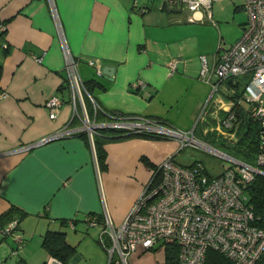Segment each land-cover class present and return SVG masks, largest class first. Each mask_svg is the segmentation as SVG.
Masks as SVG:
<instances>
[{
    "label": "crops",
    "instance_id": "1",
    "mask_svg": "<svg viewBox=\"0 0 264 264\" xmlns=\"http://www.w3.org/2000/svg\"><path fill=\"white\" fill-rule=\"evenodd\" d=\"M225 1L236 2L212 0L210 10ZM241 4L234 10L243 11ZM213 14L208 18L205 8L169 10L163 0H0V214L10 206L22 211L18 233L24 228L43 238L47 230L64 231L75 253L82 241L100 243L103 216L122 222L153 170L169 155L176 161L182 149L176 138L110 127H100L92 138L82 131L35 143L66 125L80 126L84 113L98 122L112 119L105 111L142 115L193 132L200 122L217 121L210 116L212 88L199 76L200 55L212 67L222 48L209 38ZM243 23L223 47L240 36ZM64 48L77 61L83 82H98L92 93L86 88L74 94ZM105 65L114 66L112 79L102 73ZM228 86H220L218 99L228 97ZM53 95L62 103L51 118L45 102ZM195 161L202 162H176ZM91 214L98 215L96 225L87 224ZM28 248L24 238L19 248L5 240L0 259L14 256L16 264L27 263ZM38 248L49 253L42 243ZM154 255L136 252L130 258L145 264L151 257L146 264H152Z\"/></svg>",
    "mask_w": 264,
    "mask_h": 264
},
{
    "label": "built area",
    "instance_id": "2",
    "mask_svg": "<svg viewBox=\"0 0 264 264\" xmlns=\"http://www.w3.org/2000/svg\"><path fill=\"white\" fill-rule=\"evenodd\" d=\"M163 1L169 7L180 4L178 7L181 9L193 11L205 8L208 18H211L212 0ZM241 5L246 18L240 36L218 51L212 67H209L206 56L200 55L199 76L212 88L208 102L214 99L215 108L210 116L217 119L215 126L204 127V132L214 130L236 142L237 123L240 122L236 120L237 111L239 106L245 105L246 115L258 127L252 162L199 141L193 130H179L159 119L142 115L112 116L111 120L98 122L90 120L84 113L80 126L66 125L35 142L42 143L82 131L92 138L100 127H110L123 133L176 138L180 148L187 143L196 144L227 160L218 173L210 175L200 161L182 165L169 155L153 170L149 182L122 222L114 223L104 214L100 224L98 215L87 216V224L99 223L101 226L99 240L108 253L107 264H130L133 253L141 255L148 251L155 253L152 264H204L208 248L219 250L236 264H255L264 254V225H261L264 223V210L255 209L247 192L254 178L264 175V103L261 102L264 95V0H242ZM64 55L68 83L75 95L80 94L86 86L79 75L77 61L67 48H64ZM170 65L174 68L175 61L172 60ZM97 72L101 74L100 69ZM223 83L229 85L228 97L221 100L218 98ZM3 94L0 92V96ZM61 103L62 99L56 95L46 100L51 118L56 116ZM0 231L4 235H13L18 248L23 244L16 220L8 222ZM167 245L174 249L170 262L166 259ZM16 252V249L12 251ZM53 264L76 263L54 257Z\"/></svg>",
    "mask_w": 264,
    "mask_h": 264
},
{
    "label": "rangeland",
    "instance_id": "3",
    "mask_svg": "<svg viewBox=\"0 0 264 264\" xmlns=\"http://www.w3.org/2000/svg\"><path fill=\"white\" fill-rule=\"evenodd\" d=\"M241 2V0H236L235 4ZM235 4L225 1V4L222 6L214 4L211 8L214 12V20L216 21L215 30L209 31L211 34L209 38L216 42L218 46H225L224 44L228 40L234 39L237 36V32L240 29V24L245 21V15L241 9L234 10ZM186 9V8H184ZM215 12H220L221 15H217ZM261 102L264 103V95L261 97ZM216 124V120L209 119L205 122H200L194 129L193 135L199 141L208 144L215 149H218L222 152L229 153L234 156H242L236 149V142L224 138L219 135L217 131L210 130L208 133L204 132V127H213ZM240 125V122L237 123ZM238 134V133H237ZM254 157V155H253ZM194 159L201 160L205 167L207 168L210 175H213L220 171L227 160L217 154H214L209 149H206L202 146L196 144H186L180 151L176 153V161L187 164L193 161ZM254 159V158H253ZM253 161V160H252ZM33 225H30L32 228ZM19 231V230H18ZM68 231L74 232L72 229ZM24 238V244L28 245V253H30V258L27 259L28 264H53V258L50 254H46L44 249L39 250L38 246L42 243V238H39L38 235L31 236V233L25 232L24 228L20 230V233ZM5 236L3 239L2 237ZM3 239V240H2ZM80 243L79 240H76L79 244L75 256L78 255L76 264H107L108 262V253L104 247L97 241V239L92 238ZM13 243L14 247L17 246L16 241H13L14 238L12 235H4L0 231V243L5 242ZM109 244V241H107ZM9 256V255H8ZM17 257L11 256L7 257L4 260L0 259V264H16ZM151 257L145 258L143 263H148ZM3 260V261H1ZM130 264H137L134 259H129Z\"/></svg>",
    "mask_w": 264,
    "mask_h": 264
},
{
    "label": "trees",
    "instance_id": "4",
    "mask_svg": "<svg viewBox=\"0 0 264 264\" xmlns=\"http://www.w3.org/2000/svg\"><path fill=\"white\" fill-rule=\"evenodd\" d=\"M165 4V3H164ZM180 4H178L179 6ZM166 8L169 10H181L180 7L172 6L169 7L165 4ZM2 73V65L0 63V77ZM98 85L97 81L85 82L87 90L92 93L93 86ZM110 117L122 115L118 111L106 112ZM237 121H240L238 129V140L236 141V150L242 155L237 156L238 158L252 162L253 155L256 152L257 147V124L254 120L246 115L245 110L242 106L238 107L237 111ZM148 136H157L154 134H143ZM97 154L101 161L104 160V151L100 146H97ZM247 192L250 196V200L254 203V207L257 211L264 210V175H257L254 180L249 184ZM22 218V211L16 206H10L7 210L0 214V230L8 222L16 220L17 227L18 223ZM261 225H264L262 223ZM42 245L47 249L52 257L60 258L63 261H70L73 257L76 248L71 245L65 237L64 231L59 230H47L42 238ZM174 252L173 247L166 246V259L168 262L171 260V253ZM204 264H236L231 258L226 256L219 250L208 248L205 255ZM255 264H264V254L256 261Z\"/></svg>",
    "mask_w": 264,
    "mask_h": 264
},
{
    "label": "water",
    "instance_id": "5",
    "mask_svg": "<svg viewBox=\"0 0 264 264\" xmlns=\"http://www.w3.org/2000/svg\"><path fill=\"white\" fill-rule=\"evenodd\" d=\"M102 73L104 75H106L108 78L112 79L113 73H114V66H112V65H105V66H103Z\"/></svg>",
    "mask_w": 264,
    "mask_h": 264
}]
</instances>
